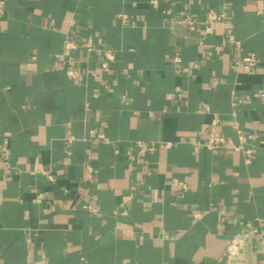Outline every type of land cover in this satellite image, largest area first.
I'll list each match as a JSON object with an SVG mask.
<instances>
[{"label": "crops", "instance_id": "obj_1", "mask_svg": "<svg viewBox=\"0 0 264 264\" xmlns=\"http://www.w3.org/2000/svg\"><path fill=\"white\" fill-rule=\"evenodd\" d=\"M0 264H264V0H6Z\"/></svg>", "mask_w": 264, "mask_h": 264}, {"label": "built area", "instance_id": "obj_2", "mask_svg": "<svg viewBox=\"0 0 264 264\" xmlns=\"http://www.w3.org/2000/svg\"><path fill=\"white\" fill-rule=\"evenodd\" d=\"M156 5V2L154 1L153 3ZM5 6H6V0H0V27L1 24L3 23L5 19ZM123 21L128 20V16L122 15L120 17ZM227 19V15L225 13L219 12L215 9H212L208 15L206 20L204 21V30L206 35H213L215 31V27L219 24L225 23ZM182 24L189 29L192 33L198 32L200 29L199 25L200 22L194 21V20H184ZM226 34L228 36L229 42L234 43L235 42V37H234V31L231 27L226 28ZM75 45L73 43L68 44V49L74 48ZM88 50L90 52L94 51V42L93 40H90L87 46ZM104 56L108 60H115V55L110 52V51H104ZM175 62H180L179 58H175ZM258 65V58L256 54H250L246 55L243 57L238 58L235 61V66L234 68H242L243 70L249 72ZM198 67V65H196ZM103 68L107 70V64L105 63L103 65ZM67 76L73 80V81H80L82 79L80 73L78 70L74 68H68L67 69ZM214 81L213 85L216 86L217 83ZM205 148L212 153L216 155H221L225 154L227 151H234V152H239L242 150V147L239 146H232L229 145L225 139V137L218 131L216 128V125L214 124L208 131L207 133V139L205 143H198L197 144V150ZM154 151V148L152 147H147L143 143L138 144V154L143 156L146 155L150 152ZM2 152L4 154V159H5V165H8L9 163V157H8V149L7 146H3ZM250 154V153H249Z\"/></svg>", "mask_w": 264, "mask_h": 264}]
</instances>
